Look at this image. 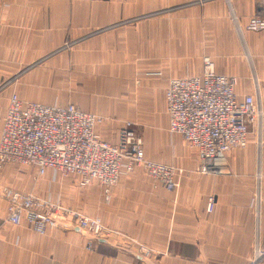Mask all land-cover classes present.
Segmentation results:
<instances>
[{
	"label": "crops",
	"instance_id": "0c3cea01",
	"mask_svg": "<svg viewBox=\"0 0 264 264\" xmlns=\"http://www.w3.org/2000/svg\"><path fill=\"white\" fill-rule=\"evenodd\" d=\"M132 1L0 0V72L28 69L14 87L23 101L74 103L102 115L104 123L98 130L110 142L116 140L120 122L127 119L137 123L151 119L157 123V134L164 138L159 129L165 114L157 103L164 104L166 112V81L172 76L200 73V51L188 61L187 53L171 43L169 28L175 22L183 24L179 19L173 23L166 17L138 21V15L159 13L183 0ZM227 4L244 25L254 0H227ZM131 17L134 22L111 27ZM156 24L163 26L162 33ZM239 33V41L231 35L233 48L220 43L207 53L214 57L217 72L239 76L238 99L253 94L264 105V30L253 33L243 29ZM155 52L162 56L160 64ZM176 52L177 56L184 54L171 65L169 56ZM232 52L235 57L230 56ZM255 81L257 92L252 85ZM2 83L0 117L12 92ZM256 127H249L245 147L227 153L222 175L199 173L189 153L178 148L182 159L189 161L180 163L184 173L176 178L172 191L137 167L123 173L106 199L95 183L79 190L73 178L56 176L53 180L49 171L37 176L33 168L22 171L4 165L0 184L30 188L66 206L81 199L83 206L87 203L83 212L100 217L108 232L87 250V235L76 226H58L39 235L26 224H9L4 199H0V264H140L139 245L151 249L149 264H246L257 243L264 247V121L259 130ZM175 145L171 141V152ZM259 174L261 179H257ZM257 181L262 201L258 229L253 194ZM211 193L218 195V203L207 213L205 201Z\"/></svg>",
	"mask_w": 264,
	"mask_h": 264
},
{
	"label": "built area",
	"instance_id": "2783aa9c",
	"mask_svg": "<svg viewBox=\"0 0 264 264\" xmlns=\"http://www.w3.org/2000/svg\"><path fill=\"white\" fill-rule=\"evenodd\" d=\"M247 27L264 30V2L257 5ZM236 85V77L217 72L208 56L203 57L200 73L171 77L167 81L164 100L168 130L180 135L194 150L196 170L201 174H224L227 153L245 146L249 127L264 121V105L253 94L238 99ZM255 87L258 88L256 81ZM102 123L104 117L82 110L74 103L23 101L12 91L6 111L0 117V169L4 165L30 167L37 176L49 171L53 179L73 178L79 187L95 183L107 199L109 189L123 173L140 167L167 191L174 189L178 168L145 155L142 139L132 121L120 125L114 142L101 136L98 126ZM253 194L258 229L262 206L260 181ZM1 197L7 201V222L26 224L39 235L58 226H76L87 235L85 248L91 250L94 241L108 232L100 217L64 207L60 200L49 195L4 185ZM217 203L218 195L211 193L206 198L205 211L211 213ZM137 252L143 257L140 264H149L151 249L139 245ZM246 264H264L262 245H255Z\"/></svg>",
	"mask_w": 264,
	"mask_h": 264
},
{
	"label": "rangeland",
	"instance_id": "374dc122",
	"mask_svg": "<svg viewBox=\"0 0 264 264\" xmlns=\"http://www.w3.org/2000/svg\"><path fill=\"white\" fill-rule=\"evenodd\" d=\"M65 1L75 2L79 0H65ZM121 1L126 2L127 0H121ZM145 1L146 0H133L130 3L137 2V3L144 4ZM262 2H264V0H254V4H253L254 7L252 10V13L248 16L244 25H240L237 13L235 15L236 20H234V17L230 12V7L232 6L233 8V5L231 3V6L229 7L227 4V0H183L181 3L179 2L176 4L170 5L166 10L160 11L159 13L158 11L155 10L147 14L145 12L141 15H138V21H145V19L149 17H154V19L158 17H166L167 19L171 21V23H173L174 22L173 19H179L181 22H183L184 25L182 23H180V25H177L179 23H176V22L174 23L175 25L173 24L170 25L169 29L171 30V32L168 38H170L171 43L178 45V47H180L182 52L187 53L186 60L188 61H190L191 58L194 57L193 54L195 51H198V52L200 51L199 61L201 60V69H202L204 56H208L211 59H214V57L211 54L207 53L209 52V50L210 51L213 50V48H216L217 45L221 46L220 43L225 44V47L229 46L233 48L234 41L236 40L239 41L241 39V35L239 31H242L243 29L246 31L253 32V33L260 32V31H253V30L248 29L247 23H248V20L256 14L257 5H261ZM134 21H135L134 17H131L130 19H127V18L120 19L117 23H113L111 27L123 26L124 24L131 23ZM155 28L156 29L160 28V31L162 33L163 26L156 24ZM167 34H166V37H167ZM232 34L234 37V41H232V37H231ZM155 35H156L155 46L158 47V43L160 39H158L157 31L155 32ZM178 53L179 52H176L175 56H171L174 53H172L169 56V63L171 65L174 61H178L181 55L184 54V53L181 54L180 52V55L177 56ZM234 53L232 52L230 56L235 57L236 55H234ZM155 54H156L155 61L156 63L160 64L162 56L158 54V52H155ZM205 54H208V55H205ZM2 70L4 71L0 73H5V75H0V83L3 82L2 84H5V87L9 85L8 87L6 88L4 87V88L5 89L11 88L9 90L10 92V91H17V89L14 88L16 85L15 83L18 82L17 80L20 77V74L24 73L28 69H20L19 71H11V69L6 70L9 72V74L8 72L6 73L5 69H2ZM222 74H225L227 76L236 77L237 84H238L239 76L236 75L235 73L234 74L222 73ZM183 76H186V75H183ZM174 77H179V76H174ZM167 81H166V84H167ZM254 83L255 82L251 84L255 85ZM166 84H165V87H166ZM254 89L256 92L258 91L257 87H254ZM256 99L258 100L259 104H261V101L258 98ZM157 104L161 105L159 109L160 113H162L163 111L165 114V118H163L164 119L163 128L159 129L160 131H162V134L165 136L164 138L161 139L160 135L157 134V131H158L157 123H155L154 121H151V119L149 121L142 122V123H137L136 121H133L130 119H127V120L132 121L134 123V128L137 134H139L142 139L143 146L145 147V153L147 157L150 159L153 158L154 161L168 163V164H172L176 166L178 168L177 177H179L180 174L182 175V173H184V169L181 167L182 165L180 163L188 162L189 159L187 158L182 159V157L184 156L182 155V153H178V148L180 149L179 152H183L184 151L183 148H184L189 153L190 159H192V162L194 163L196 162L195 152L180 135L176 133H172L168 130V123L166 126V114L167 113L164 111L165 110L164 104L162 103H157ZM123 122L124 121H121L119 125H121ZM260 127H261V123L259 122V124L256 127V130H259ZM249 132H250V129H249ZM254 136L257 137V143L260 144L261 138L258 137L256 133L254 134ZM171 141H174L177 144V146L175 145L176 149L174 148L175 150H173L177 153H172L173 151L171 152V146H170ZM243 147H237V148H243ZM237 148H234V149H237ZM166 149H168L167 150L168 154L165 153ZM11 166L15 167L18 170H22V171L23 169L27 171V169L30 168V167H27V168L18 167L16 165H11ZM137 169L138 170L140 169L141 171H143L140 167H137ZM257 179H261L260 174L257 175ZM53 184L54 183H52V185ZM3 187L4 185L0 184V199L2 200L3 198L1 197V189ZM77 187L79 190H82V189L87 188L88 186L86 187L77 186ZM23 190L25 191L27 190L28 192H31V193L32 192L37 193L33 191V189L31 190L30 188L28 189L23 188ZM38 194L41 195V193H38ZM49 197L51 196L49 195ZM2 202L5 203L6 212H7V201L3 200ZM59 203L62 206L66 207V205L63 204V202L60 201ZM85 206L87 207V203L85 204ZM85 206H83L81 199H77L76 203L74 202L72 208L83 212V211H87L86 209H84Z\"/></svg>",
	"mask_w": 264,
	"mask_h": 264
},
{
	"label": "bare ground",
	"instance_id": "6f19581e",
	"mask_svg": "<svg viewBox=\"0 0 264 264\" xmlns=\"http://www.w3.org/2000/svg\"><path fill=\"white\" fill-rule=\"evenodd\" d=\"M230 12H231V14L233 15V12H232V10L230 9ZM234 16V15H233Z\"/></svg>",
	"mask_w": 264,
	"mask_h": 264
},
{
	"label": "water",
	"instance_id": "95a60500",
	"mask_svg": "<svg viewBox=\"0 0 264 264\" xmlns=\"http://www.w3.org/2000/svg\"><path fill=\"white\" fill-rule=\"evenodd\" d=\"M75 228L79 230V228H78V227H75Z\"/></svg>",
	"mask_w": 264,
	"mask_h": 264
}]
</instances>
